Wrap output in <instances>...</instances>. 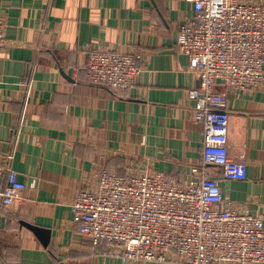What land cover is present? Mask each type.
<instances>
[{
	"label": "crops",
	"instance_id": "crops-1",
	"mask_svg": "<svg viewBox=\"0 0 264 264\" xmlns=\"http://www.w3.org/2000/svg\"><path fill=\"white\" fill-rule=\"evenodd\" d=\"M192 14L193 0H0V158L11 157L26 185L0 208V264H122L108 244L78 232L75 190L103 168L128 175L148 166L183 184L194 179L202 128L187 90L198 80L175 45ZM92 48L140 53L135 83L112 90L88 82ZM227 95L228 153L247 164V177L202 169L237 211L264 225V80Z\"/></svg>",
	"mask_w": 264,
	"mask_h": 264
},
{
	"label": "built area",
	"instance_id": "built-area-1",
	"mask_svg": "<svg viewBox=\"0 0 264 264\" xmlns=\"http://www.w3.org/2000/svg\"><path fill=\"white\" fill-rule=\"evenodd\" d=\"M3 38L0 20V45ZM175 45L198 80L187 98L202 128L201 167L217 166L225 178L245 179L247 164L228 153L227 92L264 80V4L193 0V14L178 25ZM141 59L140 53L92 48L83 70L90 83L124 90L135 83ZM218 83L224 92L215 91ZM10 158H0V208L26 187ZM202 168H191L188 184L148 166L128 175L100 169L92 185L75 190L71 212L78 232L93 244H108V253L122 264H264L262 219L237 211Z\"/></svg>",
	"mask_w": 264,
	"mask_h": 264
},
{
	"label": "water",
	"instance_id": "water-1",
	"mask_svg": "<svg viewBox=\"0 0 264 264\" xmlns=\"http://www.w3.org/2000/svg\"><path fill=\"white\" fill-rule=\"evenodd\" d=\"M26 225H27L32 231H34L35 233H37L38 235H40L41 232H46V233H47V231L44 230V229L38 228V227L33 226V225H28V224H26Z\"/></svg>",
	"mask_w": 264,
	"mask_h": 264
}]
</instances>
